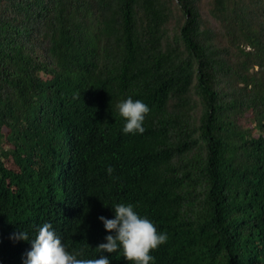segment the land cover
<instances>
[{
  "label": "trees",
  "instance_id": "trees-1",
  "mask_svg": "<svg viewBox=\"0 0 264 264\" xmlns=\"http://www.w3.org/2000/svg\"><path fill=\"white\" fill-rule=\"evenodd\" d=\"M118 203L167 233L150 264H264V0H0V264L44 223L133 264L96 248Z\"/></svg>",
  "mask_w": 264,
  "mask_h": 264
},
{
  "label": "clouds",
  "instance_id": "clouds-1",
  "mask_svg": "<svg viewBox=\"0 0 264 264\" xmlns=\"http://www.w3.org/2000/svg\"><path fill=\"white\" fill-rule=\"evenodd\" d=\"M117 107L126 121L123 128L125 134H142L145 131L142 125L146 114L150 111L148 105L129 97ZM107 171L111 175L113 168L109 167ZM114 213V219L99 217L105 230L115 234L107 235L106 243H100L96 247L98 251L111 254L121 249L125 260L133 264H150V261L154 260L150 252L166 243L167 233L158 232L153 222L134 211L132 204H115ZM14 239L29 241V235L27 231H19L14 234ZM31 245L24 264H110L109 257L105 255L92 259L78 258L84 255L83 249L69 253L51 223H44L38 228Z\"/></svg>",
  "mask_w": 264,
  "mask_h": 264
},
{
  "label": "rangeland",
  "instance_id": "rangeland-1",
  "mask_svg": "<svg viewBox=\"0 0 264 264\" xmlns=\"http://www.w3.org/2000/svg\"><path fill=\"white\" fill-rule=\"evenodd\" d=\"M8 162H10V161H8Z\"/></svg>",
  "mask_w": 264,
  "mask_h": 264
}]
</instances>
